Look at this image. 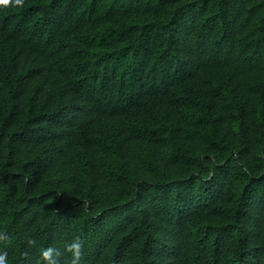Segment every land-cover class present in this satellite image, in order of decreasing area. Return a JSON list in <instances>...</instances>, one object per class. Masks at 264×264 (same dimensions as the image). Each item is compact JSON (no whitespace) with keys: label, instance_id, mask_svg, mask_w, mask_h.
<instances>
[{"label":"trees","instance_id":"16d2710c","mask_svg":"<svg viewBox=\"0 0 264 264\" xmlns=\"http://www.w3.org/2000/svg\"><path fill=\"white\" fill-rule=\"evenodd\" d=\"M0 227L10 264H264V0L0 4Z\"/></svg>","mask_w":264,"mask_h":264},{"label":"clouds","instance_id":"9594fccd","mask_svg":"<svg viewBox=\"0 0 264 264\" xmlns=\"http://www.w3.org/2000/svg\"><path fill=\"white\" fill-rule=\"evenodd\" d=\"M10 0H0V4L7 5ZM16 4H21L22 0H14ZM7 226V222L4 223V227ZM7 235L0 227V239H7ZM27 245L33 246L36 241L28 239ZM65 251L70 254V264H81L82 250L84 248V241L81 237L76 236L70 242L65 245ZM39 262L40 264H57L56 257L58 255V249L53 245L38 248ZM0 264H10L9 253L7 250L0 249Z\"/></svg>","mask_w":264,"mask_h":264}]
</instances>
